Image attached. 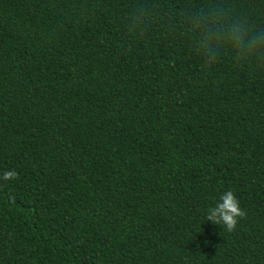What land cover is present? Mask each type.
I'll return each mask as SVG.
<instances>
[{"label":"trees","instance_id":"16d2710c","mask_svg":"<svg viewBox=\"0 0 264 264\" xmlns=\"http://www.w3.org/2000/svg\"><path fill=\"white\" fill-rule=\"evenodd\" d=\"M207 16L264 0H0V264H264V52Z\"/></svg>","mask_w":264,"mask_h":264},{"label":"clouds","instance_id":"9594fccd","mask_svg":"<svg viewBox=\"0 0 264 264\" xmlns=\"http://www.w3.org/2000/svg\"><path fill=\"white\" fill-rule=\"evenodd\" d=\"M202 31L193 41L196 52L202 53L208 59H214L218 52L231 49L239 55H257L264 52V29H251L239 20L231 23L218 16H207L196 22ZM4 178L14 177V172H5ZM238 201L233 192L225 190L219 194L214 203L207 207L205 220L213 225H221L226 231H231L237 218L242 216Z\"/></svg>","mask_w":264,"mask_h":264}]
</instances>
